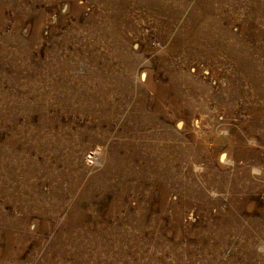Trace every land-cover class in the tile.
Returning <instances> with one entry per match:
<instances>
[{
	"label": "rangeland",
	"instance_id": "obj_1",
	"mask_svg": "<svg viewBox=\"0 0 264 264\" xmlns=\"http://www.w3.org/2000/svg\"><path fill=\"white\" fill-rule=\"evenodd\" d=\"M0 264H264V0H0Z\"/></svg>",
	"mask_w": 264,
	"mask_h": 264
}]
</instances>
